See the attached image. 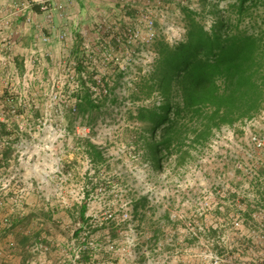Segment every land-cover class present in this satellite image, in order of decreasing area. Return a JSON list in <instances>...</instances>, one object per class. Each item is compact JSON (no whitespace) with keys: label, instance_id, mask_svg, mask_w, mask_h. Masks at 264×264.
Wrapping results in <instances>:
<instances>
[{"label":"built area","instance_id":"1","mask_svg":"<svg viewBox=\"0 0 264 264\" xmlns=\"http://www.w3.org/2000/svg\"><path fill=\"white\" fill-rule=\"evenodd\" d=\"M66 3L77 0H0V264H264V106L192 145L183 164L165 153L160 168L147 144L162 128L137 119L165 103L153 82L159 45L185 43L189 16L207 32L218 16L236 18L228 1L99 0L90 17ZM38 7L48 22H67L43 106L31 90L37 50L24 53L22 74L15 51V23H30ZM154 185L150 233L138 218L146 205L114 196L147 189L148 203ZM38 214L49 228L20 232Z\"/></svg>","mask_w":264,"mask_h":264},{"label":"trees","instance_id":"2","mask_svg":"<svg viewBox=\"0 0 264 264\" xmlns=\"http://www.w3.org/2000/svg\"><path fill=\"white\" fill-rule=\"evenodd\" d=\"M260 4L264 0H235L229 5L235 21L213 9L218 19L211 32L189 16L185 43L159 45L153 82L165 103L159 109L142 110L137 117L154 133L162 128L161 139L147 144L155 168L161 167L165 153L177 154L178 164H183L192 145L207 143L215 129L252 117L264 106V28L249 32L241 27L256 16ZM152 88L148 83L145 93ZM146 203L142 197L136 211Z\"/></svg>","mask_w":264,"mask_h":264},{"label":"crops","instance_id":"3","mask_svg":"<svg viewBox=\"0 0 264 264\" xmlns=\"http://www.w3.org/2000/svg\"><path fill=\"white\" fill-rule=\"evenodd\" d=\"M6 1H22V0H6ZM60 2H65L66 0H58ZM67 5V12H81L82 16L90 17L93 11H95L99 5V0H77V4ZM255 15V14H254ZM55 27L51 29V26ZM67 22L56 17L53 22H48L46 17L40 12L39 7L36 8L35 13L32 14V20L30 23H26L24 18H20L17 23H15V29L17 32V38L19 41V46L16 48V64L19 73L23 72V55L28 51L35 49L37 50L39 61L36 67L37 79L33 81V86L31 90L35 92L34 96L37 99L38 95L46 97L47 92L51 88V80L61 73V63L64 61L63 55L67 52L62 43L57 40V32H60L66 28ZM45 35L50 37L49 43L42 42L40 36ZM22 74V73H21ZM0 76L5 77L6 72L0 66ZM16 90L21 89V80L18 77ZM1 82V81H0ZM12 85L14 81L11 82ZM0 87V94L6 93ZM6 94L4 95V97ZM39 96V97H40ZM44 97V98H45ZM21 246L24 243L20 242Z\"/></svg>","mask_w":264,"mask_h":264},{"label":"rangeland","instance_id":"4","mask_svg":"<svg viewBox=\"0 0 264 264\" xmlns=\"http://www.w3.org/2000/svg\"><path fill=\"white\" fill-rule=\"evenodd\" d=\"M228 4L230 5V1L233 0H227ZM258 14V15H257ZM255 17L253 19H250L249 17L244 20L243 24H241V27L247 28L249 32H257L262 26L264 28V4H260L256 9H255ZM236 17V16H235ZM236 19L233 18V21ZM38 105L43 106L44 105V99L43 97L38 98L37 101ZM36 117H39L40 114L35 115ZM155 181V180H154ZM154 189H149L153 191V195H149L153 197L152 201H149L147 204H145L146 208H143V212H140V215L138 216L139 219H144L146 223H148L149 228H150V233L156 231V226L155 223H153L156 219V207H157V201H156V196L159 193V189H157L156 185L153 187ZM136 191L134 192V189L132 191H129L128 189H117L116 197L114 196L115 201L119 202H128L129 200L134 201L136 204L141 198L143 193L147 189H135ZM133 196V198H131ZM34 219H28L22 226L20 232H24L26 230H30L33 235H37L38 231L40 229H47L49 228V225H47L46 222H43L44 226H41L42 221L38 219H44L47 220L49 218L48 215H43V214H38L33 217ZM23 235V234H22ZM22 237V236H21Z\"/></svg>","mask_w":264,"mask_h":264}]
</instances>
